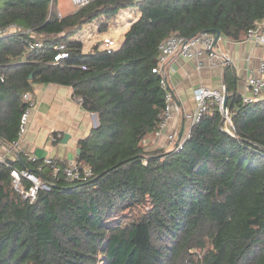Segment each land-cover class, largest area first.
<instances>
[{
    "label": "trees",
    "instance_id": "obj_1",
    "mask_svg": "<svg viewBox=\"0 0 264 264\" xmlns=\"http://www.w3.org/2000/svg\"><path fill=\"white\" fill-rule=\"evenodd\" d=\"M53 4L0 0V26H18L0 51V137L17 138L31 83L71 86L97 117L75 156L91 175L67 180L41 159L0 160V264H264V97L242 104L226 63L233 134L211 103L180 148L143 143L164 106L152 71L158 44L202 30L245 39L264 19V0H92L64 15ZM126 8L140 15L117 48L96 42L85 50L72 38ZM36 39L42 48L9 60ZM61 42L69 53L55 62ZM11 168L36 172L48 188L29 201L13 188Z\"/></svg>",
    "mask_w": 264,
    "mask_h": 264
},
{
    "label": "crops",
    "instance_id": "obj_2",
    "mask_svg": "<svg viewBox=\"0 0 264 264\" xmlns=\"http://www.w3.org/2000/svg\"><path fill=\"white\" fill-rule=\"evenodd\" d=\"M131 13L129 9L121 11V18L117 20L123 22L124 18L133 16L132 22L140 15L137 9L133 11V14ZM130 24L122 26V29L119 25H115L121 29L119 31H122L120 42H122L123 34ZM14 32L11 29L9 33L0 37V51L9 43L8 36ZM117 32L116 30L115 33ZM80 37L82 39V35ZM215 50L217 53L226 52L229 61L210 63L207 53L201 52L198 59L176 54L167 63V83L178 110L173 114L158 138L153 134L146 138L145 147L147 149L165 147V133L169 131L181 132L185 126L183 113L192 110L195 106L193 91L196 86L202 84L219 87L223 84L224 66L229 63L234 67L237 76V91L241 92L246 74L255 70L259 61L264 59L263 44L255 43L250 39L231 40L221 33L215 43ZM27 55L28 51L24 48L20 52L9 55V60L22 62L26 60ZM30 92L34 105L29 113L26 130L21 137V150L11 146L13 141L7 142L0 137V158L7 162H15L22 158L27 160L26 154L33 153L38 158L48 156L60 162L75 159L79 139L84 138L97 124L95 113L82 108L80 102L73 95L72 87L68 85L54 82H33ZM263 97L264 90L261 98Z\"/></svg>",
    "mask_w": 264,
    "mask_h": 264
},
{
    "label": "built area",
    "instance_id": "obj_3",
    "mask_svg": "<svg viewBox=\"0 0 264 264\" xmlns=\"http://www.w3.org/2000/svg\"><path fill=\"white\" fill-rule=\"evenodd\" d=\"M50 5H52L54 0H49ZM71 5L75 8L81 7L92 0H69ZM124 9L122 11H125ZM135 9H129L131 14ZM58 11V15L60 11ZM121 11H119L114 18H111L115 21V25L122 26L128 25L131 23L132 17L124 18L123 22L120 20ZM109 19V20H111ZM95 21V20H94ZM94 21L89 22V26L87 28V32L90 36H94L96 29L98 28V24H95ZM109 21H106L108 23ZM17 25L10 23L4 26H0V37L10 32L11 29L13 31L17 30ZM98 40L96 38V42H100L102 47H105L107 50H113L117 48L120 44L112 36L99 35ZM79 36V37H78ZM220 34L217 38L219 39ZM72 38L77 40H81L80 34H75ZM215 33L213 32H198L192 36L186 37L177 32L170 33L165 39H163L158 44V54L156 58V64L152 68L153 72H156L160 76V85L164 90V106L161 112V120L158 124L157 129L153 132V136L158 138L163 128L167 126V123L172 118L173 114L178 110V106L174 101L173 95L170 91V88L167 83V73H166V65L170 61V59L178 54L185 57H190L194 59H198L201 52L207 53L208 60L210 63L215 62H228L229 56L226 52H218L215 50ZM254 41L258 44L264 45V19L257 23L255 26H252L247 29L246 38ZM94 42V43H96ZM44 46V42L42 40H31L26 44V50H34L39 49ZM55 53L53 54V61H58L62 58L68 56V50L66 48V44L61 42L54 46ZM264 90V59H261L255 70H251L246 74L244 79V86L240 94V100L242 104L253 103L259 99H261L262 92ZM225 93V86L221 84L219 87H210L207 85H198L194 88L193 97L195 100V106L192 110L186 111L183 113L185 126L181 130L180 133L176 131H169L164 135V145L165 146H173L176 148H180L185 139L190 136L191 127L199 121L202 114L207 110L209 104L215 103L217 104L219 110L221 111L224 119L225 125L224 130L229 134H233V125L230 118V115L227 109L222 108L223 104V95ZM21 100L24 102V107L20 115L19 119V127H18V138L11 143V146L21 150V137L26 130L27 122L29 119V113L31 108L34 105V100L30 91H25L21 95ZM180 134V135H179ZM147 139L143 140V143L146 145ZM27 161L37 162L39 159L42 160V163L47 164L52 169V176H57L59 173L63 174V177L67 180L73 179H84L85 177L91 175V168L86 164H79L75 159H69L64 163L59 164L57 160L52 157L44 156L42 158H38L33 153L26 154ZM3 161V158H0ZM37 169H40V164L37 165ZM10 175L12 177L13 188L19 192L24 198L32 201L35 199L38 188H48V186L41 181V178L36 172L30 171L26 168H11Z\"/></svg>",
    "mask_w": 264,
    "mask_h": 264
},
{
    "label": "rangeland",
    "instance_id": "obj_4",
    "mask_svg": "<svg viewBox=\"0 0 264 264\" xmlns=\"http://www.w3.org/2000/svg\"><path fill=\"white\" fill-rule=\"evenodd\" d=\"M53 9L55 10H59L61 15L70 13L72 11H74L76 8L74 6L71 5L69 0H54V4H53ZM129 9V8H126ZM124 10V9H122ZM120 10V11H122ZM95 20V21H94ZM93 21L95 22V24H98V28L96 29L95 35L94 36H90L87 38V36H89L87 33V28L89 26V24H85V26H83V28L77 33V35L80 34V36L82 35V42H83V47L85 50L90 49L91 45L96 42V38L98 40V33H100L99 35H105V36H112L113 38H115L117 41L120 42V38L122 35V31L121 30V24L119 25V27L121 28H117L115 26V21L114 20H108V23H104V20L102 19H94ZM118 31L117 33H115V31ZM103 31V32H101ZM79 37V36H78ZM91 40V41H90ZM145 145V144H144ZM195 252H199L198 249H194Z\"/></svg>",
    "mask_w": 264,
    "mask_h": 264
},
{
    "label": "water",
    "instance_id": "obj_5",
    "mask_svg": "<svg viewBox=\"0 0 264 264\" xmlns=\"http://www.w3.org/2000/svg\"><path fill=\"white\" fill-rule=\"evenodd\" d=\"M205 30H202V32H204ZM220 32L219 31H215V41L217 40L218 36H219ZM226 99H227V94L224 93L223 95V104H222V108L225 109L226 108ZM180 135V134H179ZM79 153V148L76 149V154Z\"/></svg>",
    "mask_w": 264,
    "mask_h": 264
}]
</instances>
